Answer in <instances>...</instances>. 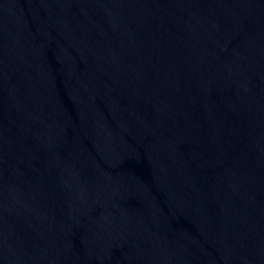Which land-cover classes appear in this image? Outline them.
Returning <instances> with one entry per match:
<instances>
[{
    "label": "water",
    "instance_id": "obj_1",
    "mask_svg": "<svg viewBox=\"0 0 264 264\" xmlns=\"http://www.w3.org/2000/svg\"><path fill=\"white\" fill-rule=\"evenodd\" d=\"M0 264H264V0H0Z\"/></svg>",
    "mask_w": 264,
    "mask_h": 264
}]
</instances>
